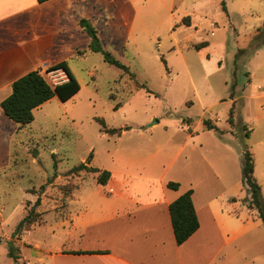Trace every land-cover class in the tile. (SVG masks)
I'll use <instances>...</instances> for the list:
<instances>
[{
    "label": "rangeland",
    "instance_id": "obj_1",
    "mask_svg": "<svg viewBox=\"0 0 264 264\" xmlns=\"http://www.w3.org/2000/svg\"><path fill=\"white\" fill-rule=\"evenodd\" d=\"M101 4V17L88 22L102 49L134 78L105 62L101 53L86 48L83 55L74 54L89 46L88 36L76 42L73 36V49L65 52L52 39L48 53L66 57L80 90L64 103L53 97L42 104L34 110L33 122L23 128L0 116V264H14L7 255L10 245L20 257L18 264H49L48 254L64 244V219L59 216L63 217L72 195L94 201L100 189L96 173L71 174L72 168L85 163L115 170L122 161L141 160L155 145L162 156L171 155L188 136L203 138L205 120H218L219 128L226 127L233 85L237 145L247 150L259 134L261 122L249 136L242 125L252 126L264 99L253 102L249 119L238 104L247 72L253 73L254 86H262L264 80V0H104ZM201 43L206 46L196 49ZM48 68L40 73L50 84L66 78ZM97 119H103L107 128L129 129L109 135ZM189 137L169 169L163 164L168 157L158 165L148 162L156 174L164 170L165 178L181 177L185 158L194 165L199 162L190 151L194 139ZM233 156L239 169L235 180H240L241 157ZM258 180L264 198V177ZM69 188L73 190L67 195ZM238 191L233 189L230 196ZM37 199L40 204L34 206ZM69 203L75 205V200ZM241 207L237 208L245 220L250 210ZM31 208L42 213V221L14 234ZM255 219L249 218L242 238L228 244L230 264H264V224Z\"/></svg>",
    "mask_w": 264,
    "mask_h": 264
},
{
    "label": "crops",
    "instance_id": "obj_2",
    "mask_svg": "<svg viewBox=\"0 0 264 264\" xmlns=\"http://www.w3.org/2000/svg\"><path fill=\"white\" fill-rule=\"evenodd\" d=\"M103 1L0 0V102L11 93L12 82L27 72L66 63L65 56L48 53L52 39L64 52L71 50L73 36L75 42L88 40L79 22L84 19L94 23L96 17H101ZM107 2L112 3V0ZM87 45L73 53L83 55L86 48L90 50ZM65 80L67 77L61 82ZM252 81L253 73L247 72L240 88L238 105L246 110L247 119L252 117L253 102L264 99V80L262 86H254ZM228 100L229 109L232 104L236 105L235 99ZM259 109L258 115L251 119V127L247 123L242 125L249 136L257 129L256 123H262L258 136L247 149L253 158V176L258 185V178L264 177V104ZM236 111L235 107L233 118ZM0 116L14 124L1 109ZM217 121L210 122L217 126ZM219 130L221 135L203 127L201 133L210 137L188 136L194 139L190 151L198 155L200 164L196 166L198 163L194 165L191 158H185L181 164L185 173L181 177L165 178L164 170L156 174L148 162L158 165L161 158L168 157L163 164L169 169L183 151L188 137L171 155L163 153L162 156L155 145L141 160L122 161L118 169H109L110 178L105 185L98 184L96 200L72 195L70 200L73 198L75 205L69 200L63 217L57 214L64 219L65 240L57 251L48 254L49 264H230L228 244L234 238H242L249 218L253 222L259 218L248 203L242 176L235 180L239 169L233 155H240L242 168L243 151L236 143L234 130L228 121L227 126ZM190 134L193 135V131ZM170 181L178 183V190L167 187ZM235 188L239 191L230 196ZM189 189L199 227L177 245L168 206ZM244 194L247 201L243 206ZM241 206L250 210L245 220L241 209L237 208Z\"/></svg>",
    "mask_w": 264,
    "mask_h": 264
},
{
    "label": "trees",
    "instance_id": "obj_3",
    "mask_svg": "<svg viewBox=\"0 0 264 264\" xmlns=\"http://www.w3.org/2000/svg\"><path fill=\"white\" fill-rule=\"evenodd\" d=\"M48 0H37L38 3H43ZM186 20V22H185ZM186 25H188L189 17L184 19ZM80 27L87 33L90 38L89 49L96 53H101L103 59L108 64L122 69L124 72L129 73L130 78H134V75L129 72L128 68L116 59L112 55L104 51L100 46L97 38L96 31L90 25L87 20L81 19ZM206 46V43H201L196 46V49H200ZM49 70H62L67 77V80L58 83L56 85L50 84L44 76L38 70H32L24 74L23 76L14 80L11 84V93L0 102V109L3 114L13 122L17 128H23L31 124L34 120V110L40 107L45 102L49 101L53 97H57L60 102H66L75 96L80 90V85L74 75L69 70L65 62H61L50 66ZM235 85L231 87L229 98L233 99ZM233 113L234 104L228 111L227 121L230 126H233ZM101 125L102 131L109 135H121L123 130H128V127L123 129L107 128L103 119H97ZM207 130L214 131L217 135H221L222 131L215 125L211 124L209 120L203 122ZM247 136V135H246ZM91 160V154L89 155L88 162ZM81 171L96 173V183L99 185H105L110 178V172L107 170H100L96 167L87 166L85 163L72 168L69 173L77 174ZM242 185L246 188L249 195L248 203L257 212L258 218L264 224V198L262 197L260 186L256 182L253 176V158L248 150H244L242 153ZM167 187L172 190H178V183L168 182ZM72 188L68 189L65 194L72 193ZM40 204L39 199L36 200L34 206ZM172 231L174 239L177 245L185 242L199 227L198 218L192 202V190L189 189L182 193L178 198L171 202L168 206ZM42 221V213L36 212L34 208H31L28 213L17 224L15 233L21 230H28L31 226L38 224ZM74 254H79L75 252ZM7 255L13 259L14 264H18V255L14 253L13 245H10Z\"/></svg>",
    "mask_w": 264,
    "mask_h": 264
}]
</instances>
